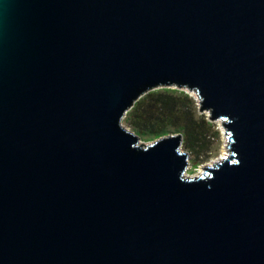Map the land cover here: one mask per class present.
<instances>
[{
    "label": "water",
    "instance_id": "obj_1",
    "mask_svg": "<svg viewBox=\"0 0 264 264\" xmlns=\"http://www.w3.org/2000/svg\"><path fill=\"white\" fill-rule=\"evenodd\" d=\"M195 93L226 155L125 113ZM0 264H264V0H0Z\"/></svg>",
    "mask_w": 264,
    "mask_h": 264
},
{
    "label": "trees",
    "instance_id": "obj_2",
    "mask_svg": "<svg viewBox=\"0 0 264 264\" xmlns=\"http://www.w3.org/2000/svg\"><path fill=\"white\" fill-rule=\"evenodd\" d=\"M124 120L137 135L153 139L166 133H181L182 144L196 156L207 148L211 122L203 114H197L193 98L184 90L173 87L151 90L125 113Z\"/></svg>",
    "mask_w": 264,
    "mask_h": 264
},
{
    "label": "rangeland",
    "instance_id": "obj_3",
    "mask_svg": "<svg viewBox=\"0 0 264 264\" xmlns=\"http://www.w3.org/2000/svg\"><path fill=\"white\" fill-rule=\"evenodd\" d=\"M180 90H184L193 98L195 105H196V111L198 114V102H197L195 93L192 91H188L185 88H182ZM200 114H203L206 118L208 117L206 112H200ZM121 123L124 128L128 129L130 132L137 135L132 130V128L128 126L124 118ZM223 133H224V130L219 127L218 120L211 122V127H210V131H209L208 139L206 143L207 148L199 156H196L193 153H190L187 150V148L183 144H181L180 150L188 153V166L185 171L186 176L198 174L199 170L197 168L202 167V166H208L210 163H213V161L217 160L218 158L222 156V150H223V147H225V139L222 137ZM167 134L169 133H166V135ZM137 136L139 137V140L144 144L153 142L156 140L149 136H141V135H137Z\"/></svg>",
    "mask_w": 264,
    "mask_h": 264
},
{
    "label": "bare ground",
    "instance_id": "obj_4",
    "mask_svg": "<svg viewBox=\"0 0 264 264\" xmlns=\"http://www.w3.org/2000/svg\"><path fill=\"white\" fill-rule=\"evenodd\" d=\"M224 156H226L223 152H222V156L220 157V158H218L217 160H215V161H213V163L214 162H217V161H221L223 158H224ZM211 164V163H210ZM210 164H209V166H210ZM200 173H198V174H195V175H189V176H187L188 178H191V177H196V176H198Z\"/></svg>",
    "mask_w": 264,
    "mask_h": 264
}]
</instances>
